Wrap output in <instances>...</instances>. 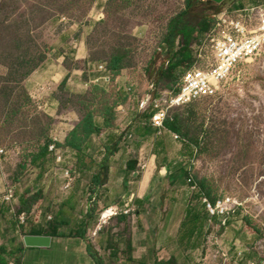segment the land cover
I'll use <instances>...</instances> for the list:
<instances>
[{"label": "rangeland", "instance_id": "obj_1", "mask_svg": "<svg viewBox=\"0 0 264 264\" xmlns=\"http://www.w3.org/2000/svg\"><path fill=\"white\" fill-rule=\"evenodd\" d=\"M262 1L231 0L227 6L239 9ZM214 14L205 3L187 10L184 0H0V150L7 152L2 165L9 167V184L18 188L31 182L37 192V186L54 177V155L33 161L46 139L54 141L57 125L49 109L80 121L85 105L101 109L103 97L91 100L95 85L107 90L104 98L115 106L129 96L159 98L173 91L185 68L175 80L161 74L168 66L171 23L180 20L194 28L193 44L204 34V23L212 26ZM180 42L177 37L175 49ZM118 54L131 76L126 91L120 94L117 77L111 75L108 82L89 84L90 78L103 75L98 65L107 66ZM239 72L215 97L169 113V120L178 119L183 143L194 150L187 177L193 178L196 191L201 181L210 202L231 198L234 210L227 220L208 213L200 249L185 264H264V53ZM57 73L61 75L52 79ZM70 77H81L89 86L77 88ZM49 80L54 89L43 82ZM49 98L57 103L46 107ZM144 107L150 111L152 104ZM118 217L117 212L104 219L110 240L103 264H130L125 257H113L117 234L125 238L129 233L122 222L119 230Z\"/></svg>", "mask_w": 264, "mask_h": 264}, {"label": "crops", "instance_id": "obj_2", "mask_svg": "<svg viewBox=\"0 0 264 264\" xmlns=\"http://www.w3.org/2000/svg\"><path fill=\"white\" fill-rule=\"evenodd\" d=\"M184 1H189L190 7L205 3L220 8L231 0ZM129 79L131 76L124 70L117 76L114 85L120 94L126 91ZM68 81L77 88L89 82L81 77H70ZM43 82L55 88L50 80ZM147 96L117 101L114 125L103 127L104 121L98 117L102 131L93 135L81 151L64 146L79 119L49 109L57 125L51 137L60 144L57 149L66 158L61 165L54 161V177L37 186V192L31 182L18 184L16 195L21 211L29 213L27 225H20L7 207L0 205V264H97L88 251L89 245L104 263L110 235L103 215L109 210L118 212L119 230L122 222L129 231L125 238L117 234L114 259L121 260L122 256L130 264L170 260L185 264L199 251L209 214L202 194L187 183L194 150L171 130L159 132L152 128V111H146L143 104ZM46 102V107L48 103L53 106L57 100L49 98ZM143 161L147 168L139 170ZM0 167V192H4L11 183L9 167ZM64 168L77 174L68 191L63 190ZM99 218L100 223H93ZM27 235L49 236L51 245L29 248L24 242ZM121 244L126 246L124 253Z\"/></svg>", "mask_w": 264, "mask_h": 264}, {"label": "built area", "instance_id": "obj_3", "mask_svg": "<svg viewBox=\"0 0 264 264\" xmlns=\"http://www.w3.org/2000/svg\"><path fill=\"white\" fill-rule=\"evenodd\" d=\"M191 52L193 64L185 68L173 91L161 93L159 98L148 95L143 103L144 105L152 104L150 123L152 128L159 132L167 131L165 122L169 119V113L173 108L215 97L230 81L240 75L241 66L256 62L262 57L264 1L239 9L227 4L220 7V10L213 15V24L210 29L191 45ZM97 69L103 73L102 77L90 81L89 84L109 80L110 73L106 65H98ZM153 88L154 86H151V89ZM35 93H38V90ZM35 97L37 95L32 96V98ZM175 137L179 136L175 135ZM56 143L57 141L54 140L49 144L48 153L54 155L57 165H61L65 157L58 151ZM5 155L6 152L1 149L0 166ZM139 166L144 170L147 168V163L143 161ZM62 176L65 180L63 190L68 191L72 187L74 177L69 169L62 170ZM188 183L191 189L198 190V186L190 175ZM16 191V184H8L6 190L0 192V205L6 206L9 214L16 217L20 225L25 226L29 222V213L21 211ZM202 196L206 210L211 216L227 220L232 215L234 210L229 208L232 203L231 198H219L213 203L206 196ZM116 214L117 212H114L108 217L103 215V218L109 219ZM48 220H52V217L48 216Z\"/></svg>", "mask_w": 264, "mask_h": 264}, {"label": "trees", "instance_id": "obj_4", "mask_svg": "<svg viewBox=\"0 0 264 264\" xmlns=\"http://www.w3.org/2000/svg\"><path fill=\"white\" fill-rule=\"evenodd\" d=\"M187 10L190 9L189 1H186ZM216 13L220 10V8H214ZM210 29L209 26L204 23L201 26V31L203 33H206ZM194 28H192L190 25L184 24L182 21H174L171 23V26L169 28L168 36L166 38V43L168 44V48L170 51L169 59H168V66L166 69L162 71V75L165 76L168 79L175 80L178 78L177 72L180 68H188L193 64V57L191 52V44L192 39L194 35ZM180 38L181 42L177 49H175V42L176 38ZM31 69H33L36 64H34V61L31 62ZM125 64V58L124 56L118 54L111 57L110 63L107 65V69L112 76V78L117 77L120 75L123 69L126 68ZM29 71L25 74L28 75ZM107 90L104 87H101L99 85H95L92 87L91 90V100L96 102V99L99 97H103L101 100L98 101V104L101 105L100 110H91L88 105H85V112L82 116L79 123L76 125V127L68 134L64 146L69 147L71 149H74L76 151H81L84 147V145L87 143V141L93 136L97 135L102 131L103 127H112L114 125V122L116 120V114H115V105L109 103V101L104 98L106 96ZM97 117H101L103 119V127H101L97 122ZM178 119L167 120L165 122V126L167 129L171 130L178 136L181 135V130L178 127ZM52 142L50 139H46L42 148L39 150V153L34 156L33 161H36L38 159H44L46 155L48 154V147L49 144ZM60 145L59 143H56V146ZM134 161L130 162V167L132 166V163ZM106 173V169H105ZM206 187L204 186L203 182H199V192L207 197H210V193L207 192L204 194V190ZM213 203L215 200L212 201ZM81 237H84V233H80ZM88 251L91 254L93 258L97 261V264H103L101 259L98 257L97 251L94 249L92 245L88 246ZM156 264H176L174 260H170L167 262L161 261L157 262Z\"/></svg>", "mask_w": 264, "mask_h": 264}, {"label": "water", "instance_id": "obj_5", "mask_svg": "<svg viewBox=\"0 0 264 264\" xmlns=\"http://www.w3.org/2000/svg\"><path fill=\"white\" fill-rule=\"evenodd\" d=\"M24 242L29 248H45L51 245V237L27 235L24 238Z\"/></svg>", "mask_w": 264, "mask_h": 264}, {"label": "bare ground", "instance_id": "obj_6", "mask_svg": "<svg viewBox=\"0 0 264 264\" xmlns=\"http://www.w3.org/2000/svg\"><path fill=\"white\" fill-rule=\"evenodd\" d=\"M110 215H112V212H111V210H109V211L105 212V214H104V217H107V216H110Z\"/></svg>", "mask_w": 264, "mask_h": 264}]
</instances>
